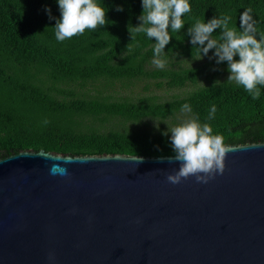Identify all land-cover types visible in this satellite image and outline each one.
<instances>
[{
	"label": "trees",
	"instance_id": "1",
	"mask_svg": "<svg viewBox=\"0 0 264 264\" xmlns=\"http://www.w3.org/2000/svg\"><path fill=\"white\" fill-rule=\"evenodd\" d=\"M97 2L105 7L106 23L57 42L55 20L44 10L47 6L59 18L55 0H0V159L40 150L70 156H171L162 132L182 113L208 122L226 145L264 143V88L254 100L227 81L225 63L190 64L198 57L185 34L195 19L220 14L230 15L239 28L245 8L252 9L264 34V0H190L188 24L170 33L164 49L167 61L174 62L163 69H151L154 38L137 35L129 26L138 23L140 0ZM117 5L123 11H116ZM136 81H153L171 94L130 99L103 91ZM186 87L191 89L173 92ZM184 103L192 106L191 113L181 110ZM211 105H216L215 118L206 120ZM145 120L156 121L158 128L143 127Z\"/></svg>",
	"mask_w": 264,
	"mask_h": 264
},
{
	"label": "water",
	"instance_id": "2",
	"mask_svg": "<svg viewBox=\"0 0 264 264\" xmlns=\"http://www.w3.org/2000/svg\"><path fill=\"white\" fill-rule=\"evenodd\" d=\"M172 184L171 156L0 159V264H264V143Z\"/></svg>",
	"mask_w": 264,
	"mask_h": 264
},
{
	"label": "clouds",
	"instance_id": "3",
	"mask_svg": "<svg viewBox=\"0 0 264 264\" xmlns=\"http://www.w3.org/2000/svg\"><path fill=\"white\" fill-rule=\"evenodd\" d=\"M55 2L59 18L52 16L47 6L44 10L49 20H55L53 34L57 42L82 35L85 30L93 31L106 23L105 7L97 0ZM140 4L138 23L129 26L137 35L143 34L151 41L154 38L151 63L163 69L167 64L164 49L172 37L170 33L177 34L184 28L187 23L185 14L192 11L190 0H140ZM116 11H123V7L117 5ZM256 23L252 9L245 8L239 15V28L232 22L230 15L220 14L207 21L204 18L195 19L185 33L192 49L196 50V59L208 57L214 59L215 65L225 63L227 81L242 86L254 100L259 98L261 88H264V34L258 32ZM181 110L191 113L192 106L184 103ZM215 113L216 105H211L206 120L214 119ZM43 123L46 125L48 120L45 119ZM162 135H168L171 159L179 164L176 171L166 176L172 184L180 183L189 176L198 183H207L214 174L223 172L225 154L232 149L225 144L224 137L214 133L208 122L202 123L198 115L170 129L167 127ZM134 158L143 159L137 155Z\"/></svg>",
	"mask_w": 264,
	"mask_h": 264
},
{
	"label": "rangeland",
	"instance_id": "4",
	"mask_svg": "<svg viewBox=\"0 0 264 264\" xmlns=\"http://www.w3.org/2000/svg\"><path fill=\"white\" fill-rule=\"evenodd\" d=\"M206 60H210L208 57H203L201 59H197L195 62H190V64H198V63H201L203 61H206ZM169 62H174V60H169L167 61V64L165 66V68L167 67H170V64ZM183 66H186L185 64L182 63ZM156 67L152 64V68L151 69H155ZM101 88V87H100ZM99 88V90H100ZM103 89V88H101ZM191 89L190 87H186L184 89H181V90H174L173 92L174 93H178V94H181L183 92H187V90ZM104 92H109V93H115V96H119L120 98H124V97H127V98H130V99H135L137 97H139L140 95H146V94H149V93H152V94H160L162 97H166L167 94L170 96L171 93H165L163 92L164 90L161 89L159 90L155 84L153 83V81H148L145 82V81H136L135 83H133L132 85H129V86H125L124 88H122L121 85H116L112 88H105L103 89ZM190 119L188 114L187 113H182V114H179L176 118V120L174 121H171L169 120L167 123H169L168 125H171V127L175 126V125H178L186 120ZM158 123L156 121H152V120H145V124L143 125V127H148V128H158L157 127Z\"/></svg>",
	"mask_w": 264,
	"mask_h": 264
}]
</instances>
